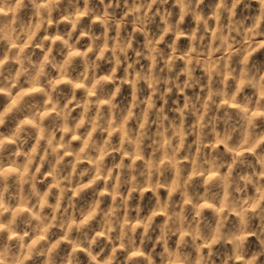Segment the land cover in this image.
Returning <instances> with one entry per match:
<instances>
[{"label": "clouds", "instance_id": "clouds-1", "mask_svg": "<svg viewBox=\"0 0 264 264\" xmlns=\"http://www.w3.org/2000/svg\"><path fill=\"white\" fill-rule=\"evenodd\" d=\"M0 264H264V0H0Z\"/></svg>", "mask_w": 264, "mask_h": 264}]
</instances>
